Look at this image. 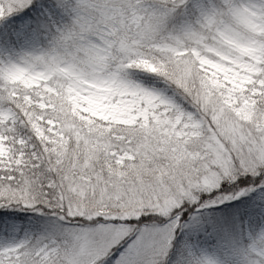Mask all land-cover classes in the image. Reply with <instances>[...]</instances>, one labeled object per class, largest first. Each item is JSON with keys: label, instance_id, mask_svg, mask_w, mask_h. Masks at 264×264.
Wrapping results in <instances>:
<instances>
[{"label": "snow or ice", "instance_id": "6c2138e0", "mask_svg": "<svg viewBox=\"0 0 264 264\" xmlns=\"http://www.w3.org/2000/svg\"><path fill=\"white\" fill-rule=\"evenodd\" d=\"M0 264H264V0H0Z\"/></svg>", "mask_w": 264, "mask_h": 264}]
</instances>
